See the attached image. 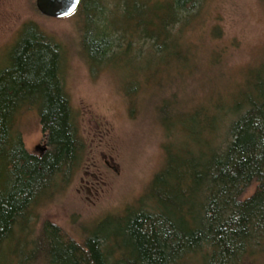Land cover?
I'll list each match as a JSON object with an SVG mask.
<instances>
[{"label":"trees","instance_id":"1","mask_svg":"<svg viewBox=\"0 0 264 264\" xmlns=\"http://www.w3.org/2000/svg\"><path fill=\"white\" fill-rule=\"evenodd\" d=\"M203 2L81 0L75 12L84 24L82 51L91 67L152 52L180 59L176 70L189 63L193 72L184 33ZM65 58L62 46L30 22L0 65V264H245L264 253V60L248 66L227 96L210 93L191 106L173 99L172 117L160 122L170 138L190 120L198 152L189 150L183 163L167 157L134 205L76 239L37 213L82 158L62 80ZM132 79L136 88L124 91L130 99L155 84L153 74ZM26 109L39 118L41 154L29 152L17 130Z\"/></svg>","mask_w":264,"mask_h":264},{"label":"rangeland","instance_id":"2","mask_svg":"<svg viewBox=\"0 0 264 264\" xmlns=\"http://www.w3.org/2000/svg\"><path fill=\"white\" fill-rule=\"evenodd\" d=\"M104 7V14L109 15L111 3ZM75 11L64 17H47L38 12L35 0H0V65L30 22L66 52L62 80L82 144V158L64 182L55 183L37 213L40 221L49 219L79 239L106 216L120 215L134 205L154 174L165 166L167 157L183 163L189 150L198 152L191 140L190 120L184 123L186 129L173 131L170 138L160 121H168L172 115L173 99L191 106L210 93L227 96L248 66L264 60V3L204 0L201 16L184 33L193 72L189 63L176 70L172 65L180 59L152 52L136 60L119 55L110 64L91 67L81 48L84 24L80 12ZM135 45L138 49L140 43ZM136 73L153 74L155 84L130 99L124 91L136 88L132 79ZM173 122H168L171 129ZM17 130L29 152L42 153L45 136L33 109L21 114ZM163 144L169 152L166 156ZM254 187L248 186L243 195H249ZM26 250H30L29 245ZM253 262L245 264H264V253Z\"/></svg>","mask_w":264,"mask_h":264},{"label":"water","instance_id":"3","mask_svg":"<svg viewBox=\"0 0 264 264\" xmlns=\"http://www.w3.org/2000/svg\"><path fill=\"white\" fill-rule=\"evenodd\" d=\"M81 0H35L38 12L47 17H64L73 13Z\"/></svg>","mask_w":264,"mask_h":264}]
</instances>
